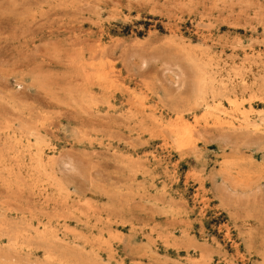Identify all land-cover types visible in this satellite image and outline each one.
I'll list each match as a JSON object with an SVG mask.
<instances>
[{"label": "rangeland", "instance_id": "rangeland-1", "mask_svg": "<svg viewBox=\"0 0 264 264\" xmlns=\"http://www.w3.org/2000/svg\"><path fill=\"white\" fill-rule=\"evenodd\" d=\"M0 264H264V0H0Z\"/></svg>", "mask_w": 264, "mask_h": 264}]
</instances>
